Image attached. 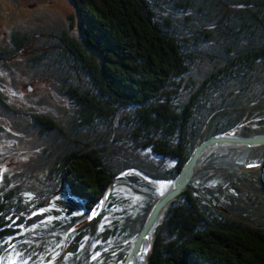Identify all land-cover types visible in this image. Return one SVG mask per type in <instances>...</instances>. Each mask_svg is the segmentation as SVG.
<instances>
[{
    "label": "trees",
    "instance_id": "trees-1",
    "mask_svg": "<svg viewBox=\"0 0 264 264\" xmlns=\"http://www.w3.org/2000/svg\"><path fill=\"white\" fill-rule=\"evenodd\" d=\"M70 1L84 20L82 40L57 35L46 66L72 114L66 123L33 116L51 138L45 201L0 188V256L16 248L26 264L49 262L67 237L55 264H124L200 142L229 129L264 133V0ZM0 106L12 110L1 93ZM204 155L145 242L148 250L154 240L149 264H264V167L240 168L264 161V145ZM151 180L170 186L158 193ZM118 185L140 203L116 196ZM50 198V222L21 223L20 211Z\"/></svg>",
    "mask_w": 264,
    "mask_h": 264
},
{
    "label": "rangeland",
    "instance_id": "rangeland-1",
    "mask_svg": "<svg viewBox=\"0 0 264 264\" xmlns=\"http://www.w3.org/2000/svg\"><path fill=\"white\" fill-rule=\"evenodd\" d=\"M83 29L84 20L70 0H0V93L12 107L9 111L0 106V188H24L25 202L31 201L33 194H40L45 201L46 194L40 191L47 190L42 172L50 168V158L43 150L51 147V138L40 134L33 116L47 114L66 123L73 110L67 97L56 90L59 82L46 62L52 64L57 53V35L65 33L81 41ZM43 52L44 59L40 58ZM226 148L223 145L210 152L222 153ZM204 157L205 163L209 156ZM151 183L158 193L170 186L164 181ZM114 192L130 198L131 204L140 203L142 198L123 185L115 186ZM52 203L50 198L45 205L32 206L26 214L20 211L21 223L28 222L33 229L39 222H50L51 215L44 212L52 208ZM59 245L62 255L69 245L67 237ZM147 248L144 244L139 259ZM19 254L16 248L7 251L0 256V264H26L28 259ZM60 256L49 262L41 260L40 264H55Z\"/></svg>",
    "mask_w": 264,
    "mask_h": 264
},
{
    "label": "water",
    "instance_id": "water-1",
    "mask_svg": "<svg viewBox=\"0 0 264 264\" xmlns=\"http://www.w3.org/2000/svg\"><path fill=\"white\" fill-rule=\"evenodd\" d=\"M240 146V147H254L264 145V133L255 134L250 136H239L232 134V129L225 132L215 134L211 137L206 138L200 142L191 152L189 158L183 165L182 169L173 179L170 188L165 191L160 198L154 203L150 212L148 213L141 230L135 238L129 254L124 264H149L151 259L152 250L154 247V240H151L149 249L147 250L143 262H139V256L143 250L144 244L149 240L150 237H154L155 228L161 220L166 207L177 198L188 186L192 180L197 164L200 158L212 149L218 148L219 146ZM251 165V167L249 166ZM264 167V161L257 164H247L241 166L243 170H259ZM112 188V183L106 189L103 198L101 200L100 208L97 214H99L105 205L108 197V193ZM224 210V209H223Z\"/></svg>",
    "mask_w": 264,
    "mask_h": 264
},
{
    "label": "snow or ice",
    "instance_id": "snow-or-ice-1",
    "mask_svg": "<svg viewBox=\"0 0 264 264\" xmlns=\"http://www.w3.org/2000/svg\"><path fill=\"white\" fill-rule=\"evenodd\" d=\"M251 167V165H249Z\"/></svg>",
    "mask_w": 264,
    "mask_h": 264
}]
</instances>
